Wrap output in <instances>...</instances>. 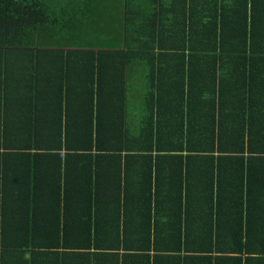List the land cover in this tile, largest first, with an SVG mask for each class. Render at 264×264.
<instances>
[{"label": "trees", "instance_id": "16d2710c", "mask_svg": "<svg viewBox=\"0 0 264 264\" xmlns=\"http://www.w3.org/2000/svg\"><path fill=\"white\" fill-rule=\"evenodd\" d=\"M158 2L126 0L127 14L149 5L129 25L102 19L113 0H0V106L12 88L34 115L20 137L1 124L0 195L15 203L10 218L0 204V264H35L30 246L77 264H264V0Z\"/></svg>", "mask_w": 264, "mask_h": 264}, {"label": "crops", "instance_id": "0c3cea01", "mask_svg": "<svg viewBox=\"0 0 264 264\" xmlns=\"http://www.w3.org/2000/svg\"><path fill=\"white\" fill-rule=\"evenodd\" d=\"M167 0H165L166 2ZM113 6H109L107 5V15L103 16V20H110V21H116L117 23H121V24H129V25H138L142 23H148V19L150 17V14L144 12V13H140V10H145L149 5H141V6H136L135 9L132 8L133 4H129V6L131 7L132 13L131 14H127V3L126 0H113ZM135 4V3H134ZM156 5L159 6V2L157 4V0H154L153 3V7L154 9L156 8ZM109 9V10H108ZM127 15L129 17V19H127ZM87 32V31H86ZM108 35L107 34H94V30L90 29V32H87L86 34V41H97V42H102L107 40ZM65 53L68 54V56L70 57L69 60V65L70 67H72V62L76 65V58H75V53H71L70 51L65 50ZM0 56H4L3 54H1ZM43 60L40 61V63H38L37 68L40 70H45L48 71L46 68L44 69V67H48V68H52L49 64H47L44 60V55H41ZM132 68L129 69L128 68V82H126V90H127V94L125 95V104H127V102H129L130 99V95L132 93L138 94L141 96V99L143 97V87L140 84V80L142 79V75H144V73L142 71H140V68L138 66H131ZM9 68V63L5 60H3V64L0 61V70L3 73H7ZM11 68V67H10ZM15 76H19V75H11L10 76V80H15ZM23 78H27V73L25 75L22 76ZM80 83V79H78L77 75L72 74L71 77L68 79V101L69 104H73L74 102H76V93L77 91H79L82 87L79 86ZM4 93V91H0V93ZM16 92L11 88L8 91V96H10V100L6 101L3 103L4 107L0 106V130L2 125L1 124H5L6 126V134L4 137H20L21 132H23V127L24 124L21 121L22 119H28L31 116H34L33 114L30 116H25L24 111L22 110V103L19 102V100L15 99L14 96ZM23 93H21L22 95ZM125 94V93H124ZM14 95V96H13ZM37 100V99H36ZM38 101V105L40 106V110L43 111V105H45L46 103H49L47 101V99L45 98V100H37ZM32 102H36V101H32ZM21 108V109H20ZM37 113V112H36ZM38 114V113H37ZM39 116V115H38ZM44 116L43 112H40V116L39 119H42ZM48 117V116H47ZM131 120V119H130ZM2 136V135H1ZM21 151H16V150H11L10 153L4 157V165L5 167L10 171V172H14L18 169V163L17 161L20 159V155H18ZM35 152V150H30V153ZM37 166H39L37 164ZM18 202V201H16ZM3 203L4 204V209H5V214L10 218V215L12 214L11 212L13 211L14 207V203L12 200V196H6V195H0V204ZM27 250H38V257L35 260V264H77L76 260L77 257L75 255H72L71 252L75 251V249H71L68 250L69 251V255L67 256L64 253H60L59 250V254H60V260L63 262L61 263V261L59 259L55 260V259H50V258H46L44 256V250L41 249V247L38 248H33L30 246L28 248H26ZM52 260V261H51ZM30 264V263H28Z\"/></svg>", "mask_w": 264, "mask_h": 264}, {"label": "rangeland", "instance_id": "374dc122", "mask_svg": "<svg viewBox=\"0 0 264 264\" xmlns=\"http://www.w3.org/2000/svg\"><path fill=\"white\" fill-rule=\"evenodd\" d=\"M143 100L141 96L135 93L130 95L129 102H127L128 118L133 121L141 119L142 111L144 110Z\"/></svg>", "mask_w": 264, "mask_h": 264}]
</instances>
